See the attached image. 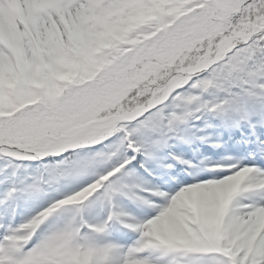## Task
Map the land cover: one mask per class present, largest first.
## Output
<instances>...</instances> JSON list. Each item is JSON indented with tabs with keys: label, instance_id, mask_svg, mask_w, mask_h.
Returning a JSON list of instances; mask_svg holds the SVG:
<instances>
[{
	"label": "snow or ice",
	"instance_id": "snow-or-ice-1",
	"mask_svg": "<svg viewBox=\"0 0 264 264\" xmlns=\"http://www.w3.org/2000/svg\"><path fill=\"white\" fill-rule=\"evenodd\" d=\"M0 264H264V0H0Z\"/></svg>",
	"mask_w": 264,
	"mask_h": 264
},
{
	"label": "rangeland",
	"instance_id": "rangeland-1",
	"mask_svg": "<svg viewBox=\"0 0 264 264\" xmlns=\"http://www.w3.org/2000/svg\"><path fill=\"white\" fill-rule=\"evenodd\" d=\"M19 221V217H18V219H17V222Z\"/></svg>",
	"mask_w": 264,
	"mask_h": 264
}]
</instances>
